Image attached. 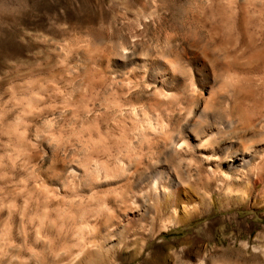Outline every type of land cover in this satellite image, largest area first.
I'll use <instances>...</instances> for the list:
<instances>
[{"label":"rangeland","instance_id":"374dc122","mask_svg":"<svg viewBox=\"0 0 264 264\" xmlns=\"http://www.w3.org/2000/svg\"><path fill=\"white\" fill-rule=\"evenodd\" d=\"M0 264H264V0H0Z\"/></svg>","mask_w":264,"mask_h":264},{"label":"bare ground","instance_id":"6f19581e","mask_svg":"<svg viewBox=\"0 0 264 264\" xmlns=\"http://www.w3.org/2000/svg\"><path fill=\"white\" fill-rule=\"evenodd\" d=\"M233 105H234L233 108H231L233 112L231 111V113H234L235 114L236 117L235 116L234 117H235V120L236 121L230 120V123L228 125H226V126L225 125H222V123L220 124L219 123L220 121L219 122L218 121H215L216 124H219V131L220 130H224L225 128L232 129V127H234L233 129H235V127H237V130H238L239 129L238 128L239 126H241V128L242 127H246V126L247 127L248 126L250 127V125L252 124L253 120L245 116V114L242 111L243 109H240L238 106H235V104H233ZM200 126H202V125H200ZM233 129H232V131H233ZM244 129H246V128H244ZM204 130H206V129H204ZM238 131H240V130H238ZM161 132L162 131H160L159 134ZM227 133H228V130H227ZM161 134L163 135V132ZM215 136H216L215 134L214 135L213 134L212 135H209V136H207L205 138L202 136V139L197 141L196 138L199 139V137L194 138L193 136L187 135V133H184V132H182L181 134L176 135V136L169 134V135H167V137L164 138L163 147H164L165 150L171 151L174 154H178V155L179 154H182L184 156V158L187 155H189L191 157L189 159L190 165L193 162L195 164H199V165L205 167L208 171H211L212 169H214V168H212L213 163L220 161V158H219L220 155L218 156L217 154L214 153L216 150H213L212 149V150L208 151V148L210 146H212L210 144H212V143H215L216 144L217 143V140H216L217 139L216 138L217 136L216 137ZM240 145L241 144H233V145H229V148L228 149H224L223 148L224 158L226 159V158H229L230 157L232 159V163L228 166L229 169L238 168V169H241V170L242 169L245 170L250 165V161H249V157L250 156H249L248 153H246L244 151V149L241 148L242 146L240 147ZM218 150H222V148L221 149H218ZM222 156H223V154H222ZM220 162H222V161H220ZM220 164H222V163H220ZM225 177H226V180H228L230 176H227L226 175ZM182 178L183 177H182V172H181L180 168L178 169L177 175L175 177H171V176L170 177L169 176L167 177V179L169 180V182L174 186L172 188V190L170 192H168V194H169L168 196L173 197L174 195H176V194L179 193V191H180L179 189H180V186H181V180H182ZM204 183H205V187L207 189H209L211 187L210 186V182L208 180L206 182H204ZM157 185H158L157 182L154 181L152 183V185L148 188V191L151 193V198H152V202H153V205H154L155 209L156 210H160V207H161L160 206V203H161L162 196L165 193H167V192L161 191V189H159V187ZM161 192L163 194H161ZM168 204H169V202H168ZM161 210H163V209H161Z\"/></svg>","mask_w":264,"mask_h":264}]
</instances>
